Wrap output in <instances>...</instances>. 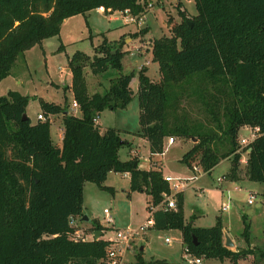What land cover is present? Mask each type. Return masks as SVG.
I'll return each instance as SVG.
<instances>
[{
  "label": "trees",
  "instance_id": "16d2710c",
  "mask_svg": "<svg viewBox=\"0 0 264 264\" xmlns=\"http://www.w3.org/2000/svg\"><path fill=\"white\" fill-rule=\"evenodd\" d=\"M196 14L170 27V35L155 38L152 60L161 79H150L145 67L138 71L139 130L151 155L161 154L166 137L192 139L180 162L198 165L210 172L229 158L226 174L239 179L241 159L238 130L258 127L257 135L243 149L247 153L245 175L262 183L264 197V0H194ZM147 0H0V81L8 76L16 59L44 38L58 35L64 19L94 10L128 9L140 16ZM137 36V33H134ZM125 51L117 41L102 42L92 56L76 51L67 66L70 88L78 104L77 115L63 105L40 99L45 120L32 122L26 114L28 95L9 90L0 95V264H97L109 239L97 221L89 226L101 231L91 239L75 235L70 217L83 215V187L94 182L101 188L109 172H128L129 190L145 192L150 211L169 190L160 166L139 168L137 157L121 160L118 152L128 141L113 127L101 130L94 119L105 109L124 108L133 91V73L111 79L103 93H89L85 68L99 74L109 68L121 70ZM194 97L206 121L190 118L181 100ZM66 112V113H65ZM61 114V145L52 141L49 115ZM25 115V118H23ZM152 227L175 228L182 242L197 257L238 259L253 255L264 258L257 247L231 250L223 245L222 222L216 216L211 226L185 221L183 197L176 194V208L152 211ZM93 229V230H92ZM88 231V232H89ZM248 224L243 236L248 241ZM255 254H258L255 256ZM145 261L141 252L134 264Z\"/></svg>",
  "mask_w": 264,
  "mask_h": 264
},
{
  "label": "rangeland",
  "instance_id": "374dc122",
  "mask_svg": "<svg viewBox=\"0 0 264 264\" xmlns=\"http://www.w3.org/2000/svg\"><path fill=\"white\" fill-rule=\"evenodd\" d=\"M179 11H183L188 18L195 15L197 10L194 0H147L146 11L136 17L134 22L125 21L119 11H114L113 16L116 17V20H109L108 17L100 14L95 9L85 15L78 14L66 18L60 26L58 35L44 38L41 44H34L16 59L8 76L0 81V95H6L9 90H16L23 95H28L30 98L26 106V114L32 122L37 120V112H41L40 99L61 105L66 102L69 105L68 110L72 113L73 111L70 109L74 100L72 91L70 88L64 90V87L68 86L70 81V78L66 77L69 71L68 58L78 50L92 56L94 47L99 45L103 39L107 41L116 40L117 46L125 51L121 60V70L109 68L99 74H92L87 67L84 70V76L89 93H103L107 90L111 79L116 78L120 73H133L131 86L135 93L132 95L130 102L124 108L105 109L102 111L98 123L101 130H105L107 127L117 129L120 131V136L130 142V148L126 144L119 149L121 160H126L129 157L127 152L130 149L135 151L140 167L144 168L149 165V149L147 142L136 134L139 129V106L136 92L138 87L137 75L139 69L146 65L144 73L149 78L151 77L152 80L156 81L161 79L158 65L152 60L150 52L152 42L155 38L170 35V27L181 20ZM123 32L124 34H122ZM134 33H137V36ZM181 103L184 113L186 112L190 118L206 121L207 117L202 111L201 104L194 97H185L181 100ZM60 124L61 114L54 115L50 122L54 143L60 142L56 134L57 125L60 126ZM249 133V126L240 127L238 142L242 137L248 138ZM174 139L177 138L174 137ZM186 148V145L177 141L168 147L163 156H156L157 160L161 161L163 170L179 174L180 171L177 169L184 170L183 167H188L178 160L182 151ZM240 150L242 153L241 158L246 159L247 153L243 149ZM228 166L229 161L225 158L213 167L210 174L200 171L201 175L203 174L200 182L205 185L212 178L215 180L218 175L226 170L228 171ZM189 169L191 174L188 176H191L192 169ZM239 172L245 173L244 162L240 161ZM224 177L226 178V176ZM226 181L222 179L223 187L229 184ZM231 181L230 187L232 186ZM103 185L110 187V189L101 188L94 182L84 183L83 215L75 217L76 225H79L77 226L76 236L91 239L93 237L91 229L90 231L88 229L93 220L102 226L106 224L103 212L105 208L108 209L114 222L113 225L105 229L104 235L106 238L113 239L116 228L136 229L146 223V204L150 197L145 192L130 191L127 174L111 171V173H108ZM237 185L242 188L231 193L219 191L217 185L216 188L219 190L212 191L208 189L207 191L204 190L205 193H203L204 191L201 189L203 194L201 193L200 196L197 195L199 191L195 190L196 194L193 193L194 190L190 191L188 193L189 204L186 217L193 215L196 210L201 211L202 218L196 220V224L211 226L215 223V215L221 214L222 226L229 227L233 235L236 234L241 238L244 246L251 243V245L264 250L262 183L243 178L240 182H237ZM213 186L211 185L212 188H214ZM245 188H250L255 193L252 204H247L249 192ZM219 195H221L220 199ZM220 200L221 204L223 202L228 203L229 208L220 210L221 207H218ZM232 203H234V206L231 205ZM83 216H86L88 221L83 220ZM245 224H248V241L243 236ZM165 238H169L170 242H166ZM140 246L143 247L141 251ZM139 251L145 261L161 260L156 264H230L231 262L229 259L223 261L198 257L201 263H195L193 259L197 256L184 251L178 229H156L151 224L131 241L130 248L124 252L123 264H134L135 254ZM257 255L255 254V256ZM238 263L253 264V259L249 255L238 259ZM256 264H264V258L257 256Z\"/></svg>",
  "mask_w": 264,
  "mask_h": 264
},
{
  "label": "built area",
  "instance_id": "2783aa9c",
  "mask_svg": "<svg viewBox=\"0 0 264 264\" xmlns=\"http://www.w3.org/2000/svg\"><path fill=\"white\" fill-rule=\"evenodd\" d=\"M97 12H99L102 15H105L107 17H113L114 11H111L110 8H105L103 6H98L95 8ZM124 17V20L127 22H134L136 17L130 14L128 9H124L119 11ZM141 19V18H139ZM72 113L77 115L78 112V104L75 100L72 102ZM38 120H45V116L41 113L37 114ZM49 120H51L49 118ZM98 117L94 119V122L97 123ZM250 127V126H249ZM258 133V127H250V133L248 138H241L240 139V149H244L248 143L257 135ZM172 137H168V142H173ZM192 169V175L188 177H179V176H171V175H163L164 180L168 183L169 190L167 192L162 193V200L159 202L158 205L152 206L150 208V212L154 211L155 208H164V209H175L176 208V194L179 192L184 191L186 188L192 186V184L197 180L198 176L201 174L200 167L196 164H193L191 167ZM222 179H225L224 176H219L216 178V182L220 183L222 182ZM253 195L250 194L247 199V203H252ZM227 208V204H222V209ZM105 216H104V222L106 223L103 227L108 228L110 225H113V218L109 214L108 209L103 210ZM153 220L150 215L146 219V223L142 224L139 228L136 229H130V228H116L115 230V236L113 239L108 238L110 240V243L105 248V253L103 257H101L97 264H123L124 263V252L126 249L130 248L131 241L134 239L136 235H139L141 232H143L149 225H152ZM69 224L71 226H76L74 223V218L70 217ZM77 230L74 232L76 234ZM94 234H92L93 236ZM166 242H170L169 238H165ZM184 251L189 252L188 248L184 246ZM191 254V253H190ZM192 255V254H191ZM195 263H201L200 258L196 257L193 259Z\"/></svg>",
  "mask_w": 264,
  "mask_h": 264
},
{
  "label": "crops",
  "instance_id": "0c3cea01",
  "mask_svg": "<svg viewBox=\"0 0 264 264\" xmlns=\"http://www.w3.org/2000/svg\"><path fill=\"white\" fill-rule=\"evenodd\" d=\"M105 16V15H104ZM105 17H107V16H105ZM109 18V17H108ZM116 20V17H110L109 18V20ZM122 34H124V32L122 33ZM121 34V35H122ZM126 41L128 40V39H125ZM128 43V42H127ZM150 52H151V50H150ZM152 55V54H151ZM146 65H144L143 67H145ZM68 75L66 76L68 79L70 78V81H69V83H68V86H70L71 85V73H70V70L68 71V73H67ZM150 79H152L151 77H150ZM132 81H133V78L131 79V81H130V87H131V89H132V91H133V94L135 93L134 92V89L132 88V86H131V83H132ZM109 87V86H108ZM71 90V89H70ZM72 91V90H71ZM136 92H137V90H136ZM73 94V93H72ZM70 109L72 110V104H71V106H70ZM38 113H41L40 111H38L37 112V114ZM102 113V112H101ZM101 113L99 114V116H98V119H99V117L101 116ZM37 116V115H36ZM54 117V115H49V118L51 119V118H53ZM50 122H51V120H50ZM99 121L97 120V123H98ZM98 125H99V123H98ZM139 130V129H138ZM137 130V131H138ZM103 131V130H102ZM50 134H51V138H52V133H51V127H50ZM56 134H57V138H59L60 139V142H57V143H55V144H57V145H61V139H62V123L60 124V126L59 125H57V128H56ZM141 137V136H140ZM123 138V137H122ZM143 140H145L146 142H147V145H148V149H149V144H148V141L144 138V137H141ZM124 139H126V138H124ZM53 141V140H52ZM177 141H179V142H181L182 144H184V145H186V150L191 146V144H192V140H190V139H184V138H177L176 140L174 139L173 140V142H171V143H169L168 142V137H166L165 139H164V150H163V152H162V154H153V155H151L150 154V151H149V162H148V164L149 165H147L146 167H144V168H142V169H146V170H148V169H150L151 167H152V162H156V165L157 166H160L161 167V170H162V174L163 175H171V176H179V177H188V175H190L191 174V171H190V169L188 168V167H183V169L184 170H182L181 168H179V169H177L178 171H180V173L179 174H174V173H171V172H169V171H165V170H163V168H162V165H161V161L160 160H157V158H156V156H163L164 154H165V151L168 149V147L169 146H171V145H173V144H175ZM128 143H130L129 141H128ZM128 145V147L130 148V144H127ZM186 150H184V151H182V153H181V155L186 151ZM127 154H128V158L126 159V160H128V159H131L132 157H134L135 156V151H132V150H130L129 149V151L127 152ZM118 155H119V152H118ZM120 158V157H119ZM180 158H181V156L178 158V160H180ZM225 159V158H224ZM228 161H229V166H228V171H229V169H230V166H231V160L229 159V158H226ZM138 161L139 160H137V165H138V167L139 168H141L140 167V165H139V163H138ZM240 161L241 162H244V163H246V159H243V158H241L240 159ZM143 167V166H142ZM215 167V166H214ZM188 173H187V172ZM227 170L224 172V173H222L221 175H218L217 177H219V176H226V174H227V172H228ZM202 172H205V171H202ZM211 172V171H210ZM210 172H206L207 174H210ZM111 173V172H110ZM193 173V172H192ZM124 174H127V176L129 177V173L128 172H124ZM200 177L192 184V186H190V187H188V188H186L184 191H182V192H179V193H181L182 194V197H183V215H184V219H185V221H189V219L191 218V222L193 223V225H195V226H202V225H198V224H196V220H199V219H201L202 218V212L201 211H198V210H196V212H194L193 213V215L191 216H189V217H186V211H187V207H188V193L190 192V191H192V190H194L193 191V193L194 194H196V191L195 190H197V195L198 196H200L201 195V193H202V190L204 191V190H212V191H214L215 189H217V190H219V191H221V192H232V191H235V190H240L242 187L240 186V185H237V182L239 181L240 182V180H242L243 178H245V179H248L247 178V176L245 175V173H240L239 172V179L238 180H232L231 182H232V186L230 187V179H228L227 177L225 178V180H227L226 182H229V184H227V186H224L223 187V185H222V182H220V183H217L216 182V179L214 180L213 178L211 179V181L209 182V183H207L206 182V184L205 185H203L202 184V182H200V181H202V180H200L202 177H203V174L201 175H199ZM216 177V178H217ZM200 182V183H199ZM217 185V187L219 188H216V185ZM211 185L214 187V188H212L211 187ZM229 187V188H228ZM262 188H263V185H262ZM202 189V190H201ZM245 189H247L248 190V192H249V194H248V196L250 195V194H252L253 195V197L255 196L254 194V191L252 190V189H248V188H245ZM261 192H262V190H261ZM203 193H205V191L203 192ZM202 193V194H203ZM220 197H221V195H219V199H220ZM254 199V198H253ZM149 200V199H148ZM147 200V201H148ZM221 200H222V198H221ZM221 200H220V204L218 205V207L220 208V210L222 209V204L224 203V204H227V208H225V209H222V210H226V209H228L229 208V204L228 203H225V202H223L222 204H221ZM247 204H252V203H247ZM147 205V204H146ZM232 206H234V203H232L231 204ZM155 209H158V208H155ZM155 209H153V210H155ZM150 215H151V212L150 211H148L147 210V217H146V219L148 218V217H150ZM216 216H220V218H221V214H217V215H215V218H216ZM84 217V216H83ZM82 217V219L83 220H85L84 218ZM86 221H88V219L86 220ZM221 222H222V219H221ZM74 223H75V225H76V221H75V218H74ZM223 225V224H222ZM76 226H79V225H76ZM152 226V225H151ZM95 232V230H93V233ZM105 232V230H103V233ZM102 233V232H101ZM180 235H181V233H180ZM101 236V235H100ZM102 238H105V239H108V238H106L105 237V235L104 234H102V236H101ZM86 239H89V237H86ZM222 239H223V245H224V242H225V240L226 239H228L231 243H232V246H225V247H227V248H229V249H231V250H238V249H242V248H246L247 246H249V247H251V248H253V247H256L255 245H251V243L250 244H246V246H244L243 245V243H242V240H241V238L240 237H238L236 234H232L231 232H230V230H229V227H227V226H222ZM181 244L182 245H184L183 244V242H182V237H181ZM140 251L143 249V247L142 246H140ZM250 257L253 259V256H251L250 255ZM209 259H211V258H209ZM157 260V259H156ZM223 261H225L224 259H223ZM238 262V261H237ZM230 264H232L231 262H230ZM238 264H240V263H238Z\"/></svg>",
  "mask_w": 264,
  "mask_h": 264
},
{
  "label": "water",
  "instance_id": "95a60500",
  "mask_svg": "<svg viewBox=\"0 0 264 264\" xmlns=\"http://www.w3.org/2000/svg\"><path fill=\"white\" fill-rule=\"evenodd\" d=\"M65 113H66V112H65ZM23 118H25V115H23ZM191 140H192V141H195V138H192ZM136 164H137V163L135 162V163H134V166H136ZM83 218H84L85 220L88 219L86 216H84ZM100 235H101V231L98 230V231H95V232H94V237H95V238L99 237ZM224 245H225V246H232V243H231L228 239H226L225 242H224Z\"/></svg>",
  "mask_w": 264,
  "mask_h": 264
}]
</instances>
